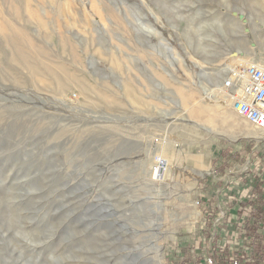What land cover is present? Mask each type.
<instances>
[{"label": "rangeland", "instance_id": "374dc122", "mask_svg": "<svg viewBox=\"0 0 264 264\" xmlns=\"http://www.w3.org/2000/svg\"><path fill=\"white\" fill-rule=\"evenodd\" d=\"M254 52L264 0H0V264H151L155 241L162 264L215 256L200 193L219 161L261 179L264 136L209 102ZM151 157L169 161L152 180ZM246 237L219 261L255 264Z\"/></svg>", "mask_w": 264, "mask_h": 264}, {"label": "crops", "instance_id": "0c3cea01", "mask_svg": "<svg viewBox=\"0 0 264 264\" xmlns=\"http://www.w3.org/2000/svg\"><path fill=\"white\" fill-rule=\"evenodd\" d=\"M262 138L264 139V137ZM225 162L219 161L215 163H218V166L214 167L211 182L200 193L201 208L205 215L210 216L208 221H211V224L208 225L209 231L203 223V226H205L203 233L206 234L205 237L207 240L205 249L213 246L211 249L215 251V257L218 260H220V255L222 256L218 252L224 250V246L226 247L225 242H231L237 237L238 241L246 242V235H248V238L251 237L249 236L250 234H244L242 227L248 221L252 223L256 222L259 225L260 221L256 220L257 218L252 214L254 210H264V199L262 202H259V199L256 200L259 192L264 195V176L261 179L252 178L245 182V175L233 171L230 166H225ZM248 204L252 206V213L249 216L247 215V218H244V214L250 210ZM242 209L244 211L241 213L240 211ZM237 230L239 231L238 233ZM260 234H263V232ZM248 248L247 246L244 250H248ZM228 249V251H231V246ZM206 255L207 251L202 254L201 259ZM222 264L228 263L227 261H223Z\"/></svg>", "mask_w": 264, "mask_h": 264}, {"label": "built area", "instance_id": "2783aa9c", "mask_svg": "<svg viewBox=\"0 0 264 264\" xmlns=\"http://www.w3.org/2000/svg\"><path fill=\"white\" fill-rule=\"evenodd\" d=\"M228 72L230 76L225 82L228 88H232L239 79H245L241 90L231 95V108L251 125L264 131V59L237 65ZM227 263L245 264L238 256L228 257ZM200 264H222V262L208 254L200 260Z\"/></svg>", "mask_w": 264, "mask_h": 264}, {"label": "bare ground", "instance_id": "6f19581e", "mask_svg": "<svg viewBox=\"0 0 264 264\" xmlns=\"http://www.w3.org/2000/svg\"><path fill=\"white\" fill-rule=\"evenodd\" d=\"M260 54L261 53H257V52H254L250 58V61H248L249 63H254V62H257V61H262L264 59L260 57ZM228 65V63H227ZM226 67L224 68H220L219 66H214L212 67L213 69V72H211L210 74H208V79L209 81H213V80H217V78H219L220 76H222L224 70H225ZM32 69L35 70V66H32ZM31 69V70H32ZM60 83V85L64 86L65 84L61 83L62 81H57V83ZM245 83V79L241 78L239 79L238 81H236L233 86H232V90L235 91V93H238L242 86L244 85ZM218 90L220 89L219 86L217 87ZM224 88V87H223ZM209 97V96H208ZM207 97V98H208ZM216 97V95H215ZM214 97V99H215ZM206 98V100H207ZM211 98V97H210ZM208 98V99H210ZM213 98V97H212ZM213 99V101L209 102L208 100L207 101H204V103H211L213 105V107L217 110H219L220 112H224L226 106H230L231 107V102H230V99L227 98V100H225L224 102H220L218 101V98H216L215 100ZM212 100V99H210ZM204 108V107H202ZM233 110V109H232ZM233 112H235L233 110ZM235 114H237L235 112ZM238 115V114H237ZM239 116V115H238ZM244 119V118H243ZM255 136L256 137H261V136H264V131L262 130H257L256 133H255ZM168 145V143L166 144V146ZM163 155L166 157V150L163 152ZM206 161V160H205ZM156 162V163H155ZM155 162L153 163V158H147L146 162L144 163L143 165V176L144 177H150L151 180L152 179H156L158 178L159 176H161V172H165L166 170L169 169V161H166L165 158H157L155 160ZM168 174V173H167ZM149 178V180H150ZM159 181V180H158ZM159 188V187H158ZM142 250L140 251V254H142L143 252L145 253V258L146 256L148 255H151V258L150 261H151V264H162L161 262V257H160V254H161V251H162V245L157 243L156 241L155 242H151L149 245H145V246H142Z\"/></svg>", "mask_w": 264, "mask_h": 264}, {"label": "trees", "instance_id": "16d2710c", "mask_svg": "<svg viewBox=\"0 0 264 264\" xmlns=\"http://www.w3.org/2000/svg\"><path fill=\"white\" fill-rule=\"evenodd\" d=\"M254 217L258 218V219H262L264 220V210L261 211L260 209L258 210H254L253 214ZM255 225V222H253V224H251L250 226V235L252 237V243L254 244L253 246V250H252V262L255 264H259L264 256V234L263 235H259L256 232V229H254V227L252 228V226ZM259 260V261H258Z\"/></svg>", "mask_w": 264, "mask_h": 264}]
</instances>
